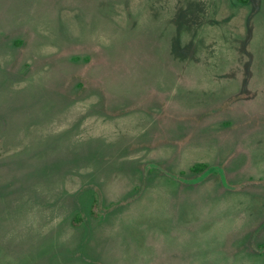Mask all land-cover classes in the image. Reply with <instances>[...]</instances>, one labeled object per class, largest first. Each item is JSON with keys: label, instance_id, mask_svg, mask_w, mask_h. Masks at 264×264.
I'll return each instance as SVG.
<instances>
[{"label": "rangeland", "instance_id": "374dc122", "mask_svg": "<svg viewBox=\"0 0 264 264\" xmlns=\"http://www.w3.org/2000/svg\"><path fill=\"white\" fill-rule=\"evenodd\" d=\"M0 264H264V0H0Z\"/></svg>", "mask_w": 264, "mask_h": 264}, {"label": "trees", "instance_id": "16d2710c", "mask_svg": "<svg viewBox=\"0 0 264 264\" xmlns=\"http://www.w3.org/2000/svg\"><path fill=\"white\" fill-rule=\"evenodd\" d=\"M204 167H205V164H201V163H199V164H195V165H193L191 168H192V170H194V171H199V170H202Z\"/></svg>", "mask_w": 264, "mask_h": 264}]
</instances>
